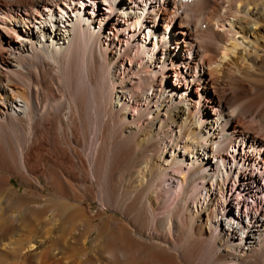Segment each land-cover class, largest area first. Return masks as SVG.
Wrapping results in <instances>:
<instances>
[{"label":"bare ground","instance_id":"bare-ground-1","mask_svg":"<svg viewBox=\"0 0 264 264\" xmlns=\"http://www.w3.org/2000/svg\"><path fill=\"white\" fill-rule=\"evenodd\" d=\"M86 1L0 0V264H264V0Z\"/></svg>","mask_w":264,"mask_h":264},{"label":"rangeland","instance_id":"rangeland-1","mask_svg":"<svg viewBox=\"0 0 264 264\" xmlns=\"http://www.w3.org/2000/svg\"><path fill=\"white\" fill-rule=\"evenodd\" d=\"M90 2V5H88L86 8H85V11H89V10H92L91 8L94 6V1L93 0H90V1H86V3H89ZM103 5V4H102ZM102 7H104V6H102ZM163 22L160 24V26H159V28H158V30H157V34H156V36H153V38H154V40H157V39H160V38H163V37H161V32L163 31ZM171 29V28H170ZM170 29L168 30L169 32V34H170ZM171 35V34H170ZM152 38V39H153ZM155 38H157V39H155ZM166 39V40H165ZM167 38L165 37V38H163V43H167ZM168 43H169V41H168ZM172 49V48H171ZM205 71H206V67H198V71H197V74H199V75H201V76H204V75H206L205 74ZM195 72V71H194ZM174 80V75H171L170 76V81H173ZM205 83H206V80H204V81H202V83H201V85H200V91H203L204 89H206V87L208 86V84H206L205 85ZM204 85H205V88H204ZM202 88V89H201ZM72 138H73V140H72ZM67 139H69V142H67L66 144H65V142L67 141ZM76 139V137H75V135L73 136V135H71V137L69 136V137H67V138H65V139H63V142H61L58 146V149L60 150H58L57 149V147H55L54 145L51 147V139L48 141V145H46V144H42V146H44L45 148H47V146L48 147H50V148H55L56 150H53L52 151V153H50L51 155V159L53 160V157H54V159H56L55 160V165H56V167H58V170L60 171V173L62 172H64L63 173V175H65V178L66 177H68L69 178V180H72L71 181V183L73 184V186H76L75 185V180H76V178H78L79 177V175L77 176V174H79L78 173V170L80 169V166H79V163H77L78 161L76 160V158H75V156H74V149L73 148H75V140ZM64 140H66V141H64ZM70 142H72V144H70L69 145V143ZM44 143H46V142H44ZM54 144V143H53ZM50 145V146H49ZM61 145V146H60ZM63 145V146H62ZM66 145V149H65V146ZM72 145H73V148H72ZM70 146V147H69ZM60 147H64V149L63 148H61L60 149ZM67 147H69V148H67ZM49 148V149H50ZM63 149V150H62ZM70 149V150H69ZM72 149V150H71ZM52 150V149H51ZM50 150V151H51ZM61 152V154L58 152ZM62 150V151H61ZM66 150H67V152H66ZM55 151H57L56 152V154H54L55 153ZM65 152V154L64 153H62V152ZM59 153V154H58ZM73 153V154H72ZM65 156H64V155ZM66 154H68V155H66ZM55 155V156H54ZM70 155V156H69ZM64 156V157H63ZM72 157V159L74 158L75 159V161H74V159L73 160H71V158H70V160L72 161H70V160H68V158L69 157ZM50 159V160H51ZM28 160H30L29 158H28ZM59 162V163H58ZM61 162V163H60ZM76 162V163H75ZM71 163H72V165H73V168H72V166H71ZM76 164H78V165H76ZM70 167H71V172H70ZM61 168V169H60ZM67 168V169H66ZM74 168H78L77 170L76 169H74ZM67 170V171H66ZM75 170V171H74ZM122 170L123 169H120V170H118L119 172H118V174L119 173H121L122 172ZM255 171V168L254 169H252V171ZM70 173H69V172ZM75 173H74V172ZM75 174V176H74V174ZM68 173V174H67ZM72 173V174H71ZM77 173V174H76ZM73 176V178H72V176ZM70 176V177H69ZM116 176H117V173H116ZM75 177V178H74ZM40 179L42 178V177H39ZM71 178V179H70ZM21 180V178L18 176V175H15V174H12L11 176H10V181H9V184H11V186L14 188V190L17 192V197H18V199H20V200H22L23 198L24 199H27L26 198V194H28V192H29V188L27 187V185L24 183V182H22V181H20ZM42 180V179H41ZM117 180V179H116ZM70 182V181H69ZM233 180H231L230 181V185L228 186V189L227 190H232L233 189ZM264 182H263V179L261 178V179H259L258 180V185H262ZM175 184H176V182H174L173 183V185H172V187L170 188L171 189V191H173V190H175L176 189V186H175ZM125 186V188H127L126 187V185L127 184H124ZM165 185H166V182H165ZM158 186V188H156V191L158 192L157 194H160V192L162 193H164V191H165V189H162V187H160V186H162L161 185V183L160 184H158L157 185ZM263 186V185H262ZM167 187V186H166ZM46 188L48 189L49 188V185H47L46 186ZM128 188H130V185H128ZM230 188V189H229ZM235 188V187H234ZM239 191H240V188L238 189ZM171 191H169V193H172V195H173V192H171ZM23 194H25V195H23ZM237 194H238V191H236L235 192V194L233 195L234 196V198H236V200H233L232 201V203H231V205L232 206H230L231 208H232V210L233 211H235V209L236 208H242V211L244 212L245 210V203L246 202H244V201H241L240 200V198L239 197H237ZM23 197H22V196ZM231 194L230 193H228V195H226V197H227V199L228 198H230L231 196H230ZM233 196H232V198H233ZM173 198V197H172ZM172 198H169V199H167V200H165L164 202H163V204H166L167 206L169 205V204H171L172 202L171 201H173V199ZM238 198V199H237ZM23 199V200H24ZM246 199H248V200H252V197H250V196H246ZM167 201V202H166ZM169 203V204H168ZM162 204V203H161ZM239 204V205H238ZM239 206V207H238ZM86 208L88 209V212H89V215H90V217L94 220V222L95 221H97L98 219H94V214H96L97 213V211H98V203H97V201H95V200H90V201H87L86 202ZM23 209H24V207L21 209V210H14V209H9V211H8V213L9 212H13V211H15V213L17 212L18 214H23V212L25 211V209H24V211H23ZM107 211V213L108 214H116L118 217H120V218H123V216L119 213V212H117V211H114V210H106ZM113 212V213H112ZM8 213L6 212V216L5 215H3V218L4 217H6L7 218V215H8ZM28 217L30 216V215H27ZM11 217V219H9ZM54 218H55V216H53ZM42 218H44L43 216H42ZM42 218H41V216H38L37 217V220L36 221H33L32 220V218H30L32 221H30L29 219H28V221H29V223H32V224H27V225H24L23 224V227H20L19 226V224H16V221H17V214H16V216H14V217H12V216H9L7 219H9V221L11 222V224L14 226V228H15V230H9L8 232L7 231H3L1 228H0V231L1 232H3L1 235H0V241L2 240V241H4L5 240V242L6 241H8V239H12L13 241H15V240H17V239H22V238H28V240H29V237H30V239H31V241H35V240H37L38 238H44V237H46V234H48V232H49V230L47 229V227H44L45 225H44V223H43V221L44 220H42ZM40 219V220H39ZM42 220V221H41ZM5 221V220H4ZM39 221V222H38ZM38 223V224H37ZM35 224V225H34ZM15 225L17 226V227H15ZM44 225V226H43ZM70 225V226H69ZM69 225H68V228L70 229V227H76L74 224H73V226H72V224H71V222H69ZM52 227H58L57 226V223L56 224H54L53 223V226ZM29 229V230H28ZM45 229V230H44ZM68 229V230H69ZM55 230V229H54ZM52 231V233L53 234H55L56 233V231ZM98 226L97 225H95V229L90 233V238L91 239H94L96 236H97V234H98ZM44 231V232H43ZM73 232H74V234L76 235V236H80V234H81V230L80 229H73L72 230ZM46 232V233H45ZM55 232V233H54ZM43 234V235H42ZM9 235V236H8ZM42 235V237H40ZM4 236H6V238H4L3 239V237ZM39 240V239H38ZM96 240H94L93 242L92 241H90L89 242V246H90V244L91 245H93V243L95 242ZM95 245V244H94ZM93 245V246H94ZM1 247V246H0ZM92 251V252H91ZM94 251H95V253H94ZM98 251V252H97ZM90 253H94V254H96L95 256H97L98 254H99V250H98V247H96V245H95V247L93 248V249H90ZM149 253H151V252H149ZM209 259V257H207V260H202V261H205L204 263H202L201 261H198V262H196V263H192V264H213V262H209L210 260H208ZM209 262V263H208ZM215 264V263H214Z\"/></svg>","mask_w":264,"mask_h":264}]
</instances>
